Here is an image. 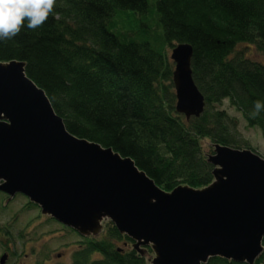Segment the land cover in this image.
Here are the masks:
<instances>
[{"label":"trees","instance_id":"trees-1","mask_svg":"<svg viewBox=\"0 0 264 264\" xmlns=\"http://www.w3.org/2000/svg\"><path fill=\"white\" fill-rule=\"evenodd\" d=\"M179 43L192 47V78L205 101L189 120L175 110L166 50ZM243 43L264 52V0H57L38 29L22 27L0 42V61L24 62L69 133L130 157L165 191L200 189L213 181L203 140L211 152L214 144L255 151L220 109L223 100L264 136V111L249 116L253 102L264 101V63L236 51ZM70 264L151 261L106 221ZM204 264L247 263L215 256ZM254 264H264V248Z\"/></svg>","mask_w":264,"mask_h":264},{"label":"water","instance_id":"water-1","mask_svg":"<svg viewBox=\"0 0 264 264\" xmlns=\"http://www.w3.org/2000/svg\"><path fill=\"white\" fill-rule=\"evenodd\" d=\"M191 56L188 43L170 53L175 110L186 120L205 107ZM24 67L0 61V191L9 199L23 194L82 236L109 220L138 253L150 246L151 264H204L215 256L254 264L264 248V158L256 151L214 144L209 185L165 191L130 157L69 133Z\"/></svg>","mask_w":264,"mask_h":264},{"label":"rangeland","instance_id":"rangeland-1","mask_svg":"<svg viewBox=\"0 0 264 264\" xmlns=\"http://www.w3.org/2000/svg\"><path fill=\"white\" fill-rule=\"evenodd\" d=\"M235 49L252 60L264 63V52L254 44H239ZM166 50L170 55L171 49L167 47ZM220 109L236 119L237 131L241 138L264 158V136L261 130L256 126L248 127L242 114L227 99L223 100ZM202 146L205 154H211L212 145L208 140H203ZM7 198L0 193V228L8 229L11 238L0 234V253L9 245L14 252L20 253L23 264H42V259L46 256L54 261L55 254L64 248H69L67 250L69 255L71 250L79 247L85 237L97 238L102 231L96 235L82 236L69 229L64 230L53 218L30 205L27 197L16 194L9 200ZM106 221L108 220H103L102 228ZM143 252L150 260L154 257L153 251L148 252L146 247L143 248ZM6 264H15V260L11 258Z\"/></svg>","mask_w":264,"mask_h":264},{"label":"clouds","instance_id":"clouds-1","mask_svg":"<svg viewBox=\"0 0 264 264\" xmlns=\"http://www.w3.org/2000/svg\"><path fill=\"white\" fill-rule=\"evenodd\" d=\"M56 2L57 0H0V42L12 39L22 27L38 29L54 13ZM262 111L264 101L256 100L249 116L256 118Z\"/></svg>","mask_w":264,"mask_h":264},{"label":"flooded vegetation","instance_id":"flooded-vegetation-1","mask_svg":"<svg viewBox=\"0 0 264 264\" xmlns=\"http://www.w3.org/2000/svg\"><path fill=\"white\" fill-rule=\"evenodd\" d=\"M0 193L3 194L4 196H7V197H8L7 194H5V193H3V192H0ZM23 196H24V195H23ZM35 206L39 209V207H38L37 205H35ZM57 223H58V222H57ZM58 224H60V223H58ZM60 225H61L62 229H64V230L69 229L70 231H72V232L78 234V233H77L76 231H74L72 228H69V227H67V226H65V225H63V224H60ZM0 234L6 236L7 238H8V236H9V239L11 238V232H10L8 229H6V228H0ZM9 243H10V242H9ZM74 245H75V244H74ZM70 247H71V245H70ZM68 249H69V248H67V249L64 248V249H62L61 252H57V253L55 254V259H56L57 261H56L55 259H54V261H52V260L50 259V257H47V256L44 257V258L42 259V261H43L42 264H70V263H71V255H72V253H73L77 248L71 250V252L69 253V255L67 254V250H68ZM3 254H6V255H7L4 264H6L9 260H11V258H13V259L15 260V264H23V263H22V260H21V255H20V253H18V252H14V251H13V248H10L9 245H7V246H5V247L3 248L2 253H0V257H1ZM25 256H27V254H26Z\"/></svg>","mask_w":264,"mask_h":264}]
</instances>
